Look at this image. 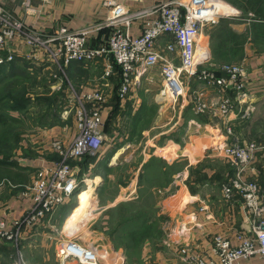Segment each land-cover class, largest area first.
Here are the masks:
<instances>
[{"label": "crops", "instance_id": "0c3cea01", "mask_svg": "<svg viewBox=\"0 0 264 264\" xmlns=\"http://www.w3.org/2000/svg\"><path fill=\"white\" fill-rule=\"evenodd\" d=\"M104 1L0 0V4L17 17L24 19L30 26L51 33L63 27L75 30L104 22L110 12V8L103 5ZM158 1L168 0H118L120 3L127 4L131 10L150 6ZM238 1V4L241 5L242 2ZM228 3L232 6L234 15L224 17L227 21L225 20L223 23L208 27L202 36V43L206 49H209L212 56L210 57L212 58V67L215 70L222 69L227 64L244 63L248 73V85L245 89V94L237 95L234 90H229V95L235 100V106L228 116L226 125L219 112L222 92L208 86L197 87L193 89L192 95L195 91L203 89L202 91H205L207 95V100L211 102L210 109L204 113L205 116L202 117L199 115L204 114L195 113L191 108V101L184 98V106L188 103L187 110L190 108L195 114L193 117H188L187 111L185 113L183 111L185 107L178 109L179 120L184 114L182 125L186 124L189 127L185 128L186 134L178 136L177 133H179L181 127H177L178 130L174 131L171 128L166 131L161 141L158 139L159 137L153 140L155 143L152 141L153 144L147 141L144 148L146 151L148 150V153L144 154L139 167L140 171L135 177L136 180H139V183L140 180L142 182L145 181L148 170L144 162L147 157H151L153 150L149 146L157 148L156 152L162 164L159 170L161 182L159 185L152 186V192L149 195L155 197L154 205L158 215L163 218L162 225L159 227L163 235L150 236L144 239L141 251L139 250L133 258L132 246L135 245L133 242H128L129 246L127 248L116 243V248L113 247L116 254H126L127 262L132 260L133 262H139L142 259L146 263H151L156 261L153 260L156 256L159 259L168 260L167 255H174L175 262L191 259L194 262L193 264H196L195 260L192 259L195 255L207 258L214 257L212 248L216 237H230L233 239V243L237 244L239 235L252 233L253 219L245 209L243 199L240 195H237L233 200L227 201L222 191V183L237 173L235 164L224 157L220 151L231 138L227 127L232 129L233 134L241 142L254 141L262 147L245 173V178L256 180L259 183L263 194L260 201L264 205V20L253 19L252 11H246L238 4L230 1ZM228 29L236 32L237 37L242 36V44L238 45L239 54L234 58L228 55L227 60H218L213 56L214 49L224 52L231 47H235L233 42H229L219 48V36ZM139 30L140 27L136 26V24L131 28L134 34L139 33ZM109 31V28H104L94 32L91 35L92 43L99 45ZM170 41L171 38L169 36L162 37L158 47L163 49ZM18 52L19 56H23L21 53H27L28 49L25 45L20 44L18 45ZM23 59L27 61L28 58L23 56ZM18 60L19 58H17ZM33 62L35 63L34 67H37L36 65L40 66L37 61L33 60ZM43 64V67H40L45 70V73L57 70L49 62H44ZM107 66L108 59L106 57L83 62L74 61L66 66L67 79L54 81L52 85L57 87L59 83L63 85L65 81L63 93L61 94L63 96L69 84H71L68 79L70 78L75 83L73 85L80 90L89 92L101 89L107 94L108 104L104 112V119L105 121L108 120L109 123L107 130L104 132L107 140L112 144L109 146L110 149H116L114 151H117L121 143H123L122 145H135L139 142V136H143L150 129L148 126L143 128L141 132L139 130L136 134L134 120L142 117L141 113L145 102V99L138 94V91L145 82L149 85L148 81L152 77L146 74L148 69L141 67L138 73V84L130 93V99L121 101L117 95L120 84L118 68L114 65V74L106 77L104 73ZM23 67L27 70V66ZM153 71L160 75L158 67H154ZM59 74L61 75V73ZM160 80L162 82V77ZM158 100L159 102L161 101L159 94ZM250 108L251 111L245 115L246 110ZM66 112V110L64 112L61 109L58 120L42 127L33 128L32 130L34 131L31 133L32 140L25 143L21 142L15 148V154H18L15 159L13 158L14 155H12V157L1 160V169H6V171L2 176L3 178L0 179V218L19 217L31 207L32 199L27 195V190L36 176L37 169L41 166L51 165L57 159V154L50 147L52 138L60 137L69 142L74 138L76 127L72 137L70 131H68L70 126L65 120L68 117L65 115ZM122 112H124V117L119 115ZM128 118H132L131 127L127 125L130 123ZM123 123L127 125L125 128L122 126ZM73 125L75 126V122H73ZM28 147L34 148L31 154L27 152ZM117 153L111 156L112 159L111 157L101 159V163L107 164V167H113L119 158L116 157ZM93 169L90 168V171ZM142 175L143 178L141 177ZM97 178L100 179V176H96ZM138 186L141 187L140 184ZM88 192L84 193L87 197ZM136 192L137 194L132 199L120 201L111 208H119L123 203L134 204L141 196L136 189H132L131 196ZM81 197L84 201L83 193ZM71 200L69 199L65 204H68ZM55 213L41 223L31 235L30 239L33 242H38L37 245H48L46 241L47 239L49 240L52 234L50 235L47 231L54 225L52 221L55 219ZM151 215L153 217L152 220L154 217L156 218V215ZM112 240L115 242L114 238ZM29 244L33 243L30 241L27 245ZM15 254L16 250L13 245L0 241V264H13ZM30 257L27 254L29 264H39L35 260L30 259ZM51 258L47 255L42 257L45 263L48 261L47 264H60L57 259ZM123 260H125V257L121 258V261ZM162 262L166 263L167 261L162 260ZM236 264H262V262L256 256L247 260L241 259Z\"/></svg>", "mask_w": 264, "mask_h": 264}, {"label": "built area", "instance_id": "2783aa9c", "mask_svg": "<svg viewBox=\"0 0 264 264\" xmlns=\"http://www.w3.org/2000/svg\"><path fill=\"white\" fill-rule=\"evenodd\" d=\"M103 5L110 8L104 22L75 30L63 27L50 33L30 26L0 4V63L14 61L19 56L18 45L23 44L28 49L27 53H21L23 56L38 63L49 62L67 78L68 64L106 57V77L114 74V65L119 69L117 95L121 101H127L137 86L141 67H158L162 77L161 101L171 103L173 108L185 107L183 98H186L189 84L192 79L198 80L222 92L219 112L227 125L235 106L229 90H234L237 95L245 94L247 69L244 63L227 64L219 70L199 68L209 59L202 43L205 30L218 24L221 18L234 15L227 1L168 0L132 10L118 0H105ZM135 24L140 27L137 34L131 31ZM104 28H109V33L99 45H94L91 35ZM165 36L171 41L160 49L158 43ZM202 90L195 91L191 97V108L197 114H204L211 107ZM65 102L74 114V138L70 142L60 137L52 138L50 147L57 159L53 164L37 169L27 190L32 199L31 207L19 217L0 218V241L10 243L16 250L13 264H29L22 250L24 241L60 205L67 203L77 191H82L83 183L88 188L92 186V179L81 174L78 162L85 155L100 157L106 145L104 112L107 94L101 89L88 92L69 84ZM250 111L251 108L247 109L245 115ZM227 131L231 135L230 141L220 151L235 164L237 173L222 183V191L227 201L237 195L243 199V205L253 219L252 233L239 235L237 244L230 237L218 236L212 248L214 257L195 255L193 259L196 264H236L241 259L258 256L264 264V205L260 201L263 194L256 180L245 178L262 147L254 141L241 142L229 127ZM60 245L58 256L62 264L66 260L97 264L102 253L100 246L94 243L83 246L74 239Z\"/></svg>", "mask_w": 264, "mask_h": 264}, {"label": "rangeland", "instance_id": "374dc122", "mask_svg": "<svg viewBox=\"0 0 264 264\" xmlns=\"http://www.w3.org/2000/svg\"><path fill=\"white\" fill-rule=\"evenodd\" d=\"M229 1V0H225ZM231 1V0H230ZM204 51L208 54L207 57L209 59L207 61H204L200 64V69H209V70H215L212 67V57L209 49L204 48ZM19 58V60L16 62L17 66L16 68L12 69L10 67H4L3 71L0 67V98L8 93L9 95L5 96L3 100L0 101V111H4V104L6 101H8L7 105L8 107H5V111L7 113V116L11 119L10 124H13L11 127L7 128H0V158H3L5 156H9L15 159V157L18 156V154H15V146L18 143L21 142H29L32 140V135L34 130L33 128L36 127H42L46 125L47 118H52L54 115V97L56 94L59 96V98L62 97V100H64V96H61L63 93V85L66 83L64 81L63 85L58 84V86L54 87L52 84L53 82L57 81H63V79H67L66 77L61 76L59 74V71L52 70L50 73H45V70L42 69L44 62H39V65L35 66V63L33 62L34 59H27V61H24L22 56L16 57V59ZM23 59V60H22ZM23 61V63H22ZM38 62V61H37ZM208 62V63H206ZM9 63V62H7ZM27 66V72L28 76L24 77L22 76L23 73L21 72V67ZM1 65V63H0ZM33 68V69H32ZM14 72V75H12ZM6 74V75H5ZM148 76H151L152 79L148 81L149 85L145 82L144 85L141 86V88L138 91V94L144 98V106L142 108V117L136 118L135 121V132H137L146 128L149 126L148 132H146L143 136H139V139L135 145H122L121 143L120 148L117 151H114L116 149H110L111 142L109 140L106 141V145L104 147V151L100 155L99 159H104L107 154L109 153V157H111L113 154L115 155L118 151L121 150V155L116 160V163L114 166L106 167L104 164L101 165L100 170L98 172V168L95 170L90 171H82L83 174H87L90 176L89 178L92 179V186H86L85 183L82 184V191L86 188L89 189L87 201L84 202L81 197L82 191H77L79 193L76 194V197L72 196V200L65 205H60L56 209V215H54L53 219V226L49 228L47 231L51 237H49V240L47 239L48 245L45 246H39L37 245L38 242H33L30 238L24 241L23 244V253H24V259L28 260V257L30 259H33L36 261V263L39 264H47L43 261L42 257L44 255H47L49 257H52L51 259H57V261L62 264L61 257L58 256L59 247H61L62 242H67L70 239H74L77 242H79L83 246H88L91 244L98 245L102 248V253L99 255V260L97 264H193L194 262L190 259L188 261L186 260H179V262H175L174 255H167V251L165 250L166 255L168 256L167 259L163 258H157L154 257L151 263H146L145 261L140 260L139 262H133L126 260V254L117 253L115 251L116 243L119 244V246H123L124 243H126L125 239L123 238L126 235V229L132 228L130 224H127L125 226H120L118 228L117 233L115 234V229L118 226V223L120 221V210L119 208L117 211L114 212V215L111 214L110 209L111 207L115 206L120 201H128L129 199H132L135 197L137 192L135 194H132V189H136L140 192L141 196L140 199L136 200L134 204H129L131 208L135 211H143L148 210L150 213L156 215L157 221V228L159 229L161 222L163 218L158 215L155 204V197L150 196L149 194L152 192V186H156L160 184L161 177L159 175L160 167L162 166L160 162V158L158 157V154L156 152L157 148L149 146V148H152L151 157L145 159L144 164L146 163V169L148 170V173L146 175L145 181L142 182V180H136V174L138 173L140 164L144 158V154L147 152L144 146L147 143V141H152L159 137L160 139L163 137V135L172 128V131L176 130L177 127H181L179 133H177L178 136H184L186 134V129L189 128L188 125L184 124L182 125L184 121V114L181 120H179V108H173L171 106V103L165 104L163 101L158 100V94L160 93L161 89V80L160 75L156 71H153V68H148V72H146ZM62 77V78H61ZM64 77V78H63ZM71 84L73 83V80L68 78ZM204 83H200L198 80L192 79L188 90L186 92V98L188 101H191L192 97V91L195 88L205 87L203 85ZM62 86V89H61ZM25 89V90H24ZM24 90V91H23ZM54 96V97H53ZM21 97L27 98L28 105L21 106L20 104L14 105L13 102H16V99H20ZM185 97V96H184ZM130 99V96L129 98ZM127 99V100H128ZM184 99V98H183ZM211 103V102H210ZM128 104V103H127ZM62 110L67 111L65 115L68 117L65 118L66 122L69 124L70 127H68V131H70V135L73 137V134L75 132V126L73 125L74 122V114L72 109H69L66 102H64L63 107H55V113L56 111ZM188 108V103L185 106L184 113L187 111L188 117H193L195 115L192 110ZM126 111V110H125ZM124 111V112H125ZM124 112L119 114L120 116L124 117ZM53 113V114H50ZM111 114V112H110ZM199 116H205L199 115ZM132 117V116H131ZM16 119V120H14ZM132 118H128L127 125H130L131 127V121ZM189 119V118H188ZM115 120V119H114ZM179 120V121H178ZM14 122V123H13ZM125 123L122 124L124 128L127 126ZM182 125V126H181ZM187 127V128H186ZM186 128V129H185ZM132 129V128H131ZM178 130V129H177ZM188 132V131H187ZM141 140V141H140ZM66 141V140H65ZM137 141V140H136ZM69 142V141H66ZM154 142V141H153ZM31 143V142H30ZM155 143V142H154ZM162 143V142H160ZM153 144V143H152ZM13 145L12 147H10ZM19 146V145H18ZM17 146V147H18ZM122 147V148H121ZM112 150V152H111ZM34 151V148L28 147L27 152L32 153ZM115 153H114V152ZM111 152V153H110ZM159 153V152H158ZM156 154V155H154ZM113 155V156H114ZM107 156V157H108ZM112 159V157H111ZM109 159V160H111ZM164 164V163H163ZM0 166V179H2L4 172L6 171L1 169ZM104 176H101L102 174ZM96 176H100V179H96ZM98 180V182H97ZM138 184L141 185V187L138 186ZM145 194V196H143ZM150 201V202H149ZM85 203V204H84ZM137 205V206H135ZM135 206V207H134ZM79 211V212H78ZM76 216V217H75ZM161 218V220H160ZM74 219V220H73ZM151 233L154 235H160L162 236V232H158L156 229H152ZM105 234V235H104ZM112 236H115V242L112 240ZM31 237V236H30ZM32 242L33 244L27 245L28 242ZM40 242V240L38 239ZM115 247V248H113ZM138 248V249H137ZM27 249V252H26ZM135 249V250H134ZM137 249V250H136ZM141 247L139 248V245L136 248H133V256L137 255L136 253L141 251ZM30 253V255H29ZM120 257V258H119ZM125 257V260L121 261V258ZM112 258V259H111ZM142 258V257H141ZM193 259V257H192ZM162 260H166V263H163ZM194 260V259H193ZM160 261V262H159ZM31 263V262H30ZM64 264H81L80 262H77L75 260H66L64 261Z\"/></svg>", "mask_w": 264, "mask_h": 264}, {"label": "trees", "instance_id": "16d2710c", "mask_svg": "<svg viewBox=\"0 0 264 264\" xmlns=\"http://www.w3.org/2000/svg\"><path fill=\"white\" fill-rule=\"evenodd\" d=\"M240 1L242 2L241 5L238 4V2H239L238 0H231L230 2L238 4L239 6L242 7V9H244L246 11H252L253 15H254L253 19H256V20L263 19L264 20V0H240ZM225 20H226V18H221L219 23H223V21H225ZM225 31H226L225 33L222 32L220 34V36H219V42H218L219 48H222L223 45H225L226 43H229V42H233L235 44V47H231L229 50L224 51V52H221L219 50L216 51L214 49L213 56L216 57L218 60L219 59L220 60H227L226 58L228 57V55H231L232 56L231 58H234V57L238 56L239 50H240L238 45L242 44V40H241L242 36L241 37H237V33L234 32V31L232 32L230 29L225 30ZM16 62H17V59H15L14 61H11L9 63L1 64L0 65V67L2 68L1 70L3 71L4 67H10L12 69L13 68L15 69L16 66H17ZM21 72H23V73H20V74H22V76H24V77L28 76V72L26 71L25 67H23V66L21 67ZM118 72H119V69H118ZM12 75H14V72H13ZM7 95H9V94L6 93L5 95H3L0 98V101L3 100L4 97L7 96ZM59 96H60V94H59ZM59 96L57 94H56L55 97L53 96L54 97V101H52V102H54V105H53V107H54V112H53L54 115H53L52 118H50V117L47 118V122L48 123H52L53 121H56V120L59 119L60 111H58V112L56 111V113H55V107H57V106L58 107H63L64 102H65V99L62 100V97L59 98ZM26 101H27L26 97L25 98L21 97L20 99L17 98L16 102H13L12 104H13V107H15L14 105H16V104H20L21 106H25V105L27 106L28 103ZM7 103H8V101H6L5 104H4V111H0V128L1 127L2 128H7V127L13 126V124H10L11 121L9 120L12 117L9 118L7 116L6 111H5V107L9 106V105H7ZM53 113H50V114H53ZM14 120H16V119H14ZM108 123H109V121L106 120L105 121V126H104V131L107 130ZM18 145H19V143H18V140H17V144H16L15 148H17ZM12 146L13 145H11L10 147H12ZM108 155H109V153L107 154V156ZM109 156L107 158H109ZM7 158H9V156L3 157V159H0V162H1V160L7 159ZM101 162H102V160L99 159V157L97 155L96 156L85 155L78 162V164L81 166L82 171L89 170L90 168H94L93 170L96 171V169L98 168V172H99L101 165H103V163H101ZM104 165L107 167V164H104ZM100 175L104 176L103 173L100 174ZM141 177L143 178V175ZM77 193H79V192H76L73 195V197H76ZM117 209H118V207L111 208L110 209L111 214L114 215V212L117 211ZM119 210L121 212V214H120L121 218H120V221L118 223V226L115 229V234L117 233L118 228L120 226H125L127 224H130L132 226V228H127L126 229V231H127L126 235L123 237L126 240L125 241L126 243H124L125 248H127L129 246L128 242L129 243L133 242L135 244L134 246H132L133 248H136L138 245H139V248H140L142 243H143V240L146 239L147 237L160 236V235H154V234L151 233L152 229H155V230L157 229L158 232H160V234H161L162 231H161L160 228L158 229L157 226H156L158 219L154 217V219L152 220V218H153L152 215H151L152 213H150L148 210L135 211V210H133V208H131L128 205V203H123L122 205H120ZM112 238H114V240H115V236H112Z\"/></svg>", "mask_w": 264, "mask_h": 264}, {"label": "bare ground", "instance_id": "6f19581e", "mask_svg": "<svg viewBox=\"0 0 264 264\" xmlns=\"http://www.w3.org/2000/svg\"><path fill=\"white\" fill-rule=\"evenodd\" d=\"M160 97V96H159ZM119 155H121V150L120 151H118V153H117V155H116V157H119ZM89 191V189H86V190H83L82 192H81V194L83 193V195H84V202H86L87 201V195L86 194H84V193H87ZM89 198V197H88ZM85 204V203H84ZM79 212V211H78ZM76 217V216H75ZM74 220V219H73ZM112 259V258H111Z\"/></svg>", "mask_w": 264, "mask_h": 264}]
</instances>
